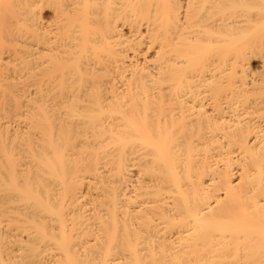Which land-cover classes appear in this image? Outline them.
<instances>
[{
	"label": "bare ground",
	"instance_id": "6f19581e",
	"mask_svg": "<svg viewBox=\"0 0 264 264\" xmlns=\"http://www.w3.org/2000/svg\"><path fill=\"white\" fill-rule=\"evenodd\" d=\"M0 264H264V0H0Z\"/></svg>",
	"mask_w": 264,
	"mask_h": 264
},
{
	"label": "rangeland",
	"instance_id": "374dc122",
	"mask_svg": "<svg viewBox=\"0 0 264 264\" xmlns=\"http://www.w3.org/2000/svg\"><path fill=\"white\" fill-rule=\"evenodd\" d=\"M253 64H254L253 65L254 69L257 70V71H260V68H261L260 65L258 63H253Z\"/></svg>",
	"mask_w": 264,
	"mask_h": 264
}]
</instances>
